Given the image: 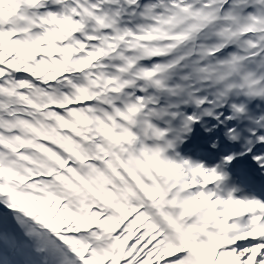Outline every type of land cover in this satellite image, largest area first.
I'll use <instances>...</instances> for the list:
<instances>
[{
  "label": "snow or ice",
  "instance_id": "6c2138e0",
  "mask_svg": "<svg viewBox=\"0 0 264 264\" xmlns=\"http://www.w3.org/2000/svg\"><path fill=\"white\" fill-rule=\"evenodd\" d=\"M0 264H264V0H0Z\"/></svg>",
  "mask_w": 264,
  "mask_h": 264
}]
</instances>
